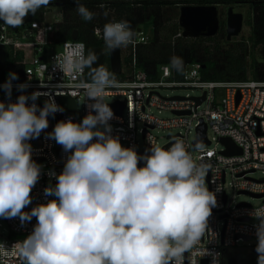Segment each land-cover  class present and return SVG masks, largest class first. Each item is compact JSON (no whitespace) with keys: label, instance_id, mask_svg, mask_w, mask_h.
Returning <instances> with one entry per match:
<instances>
[{"label":"clouds","instance_id":"1","mask_svg":"<svg viewBox=\"0 0 264 264\" xmlns=\"http://www.w3.org/2000/svg\"><path fill=\"white\" fill-rule=\"evenodd\" d=\"M75 2L83 20L94 19L95 14L80 0ZM50 3L0 0V21L20 27L29 14L35 15ZM135 37L130 21L103 26V39L110 50L127 47ZM83 49V44H77L73 54L54 59L64 73L92 69L91 82L82 86L95 102L82 123L60 121L48 134L71 155L56 177L55 187L45 189V195L57 199L31 212L23 209L32 203L31 192L40 179L41 166L33 161L28 141L39 138L49 127L48 117L63 108L52 97L39 108L35 101L40 92L31 97L20 95L15 103L0 102V217H19L22 223L37 219L24 241L11 248L0 246L3 264H14L8 259L12 256L18 264H185L186 252L192 264L194 253L208 254L200 245L202 238L212 235L208 224L217 197L205 183L209 166L197 164L182 141L164 149L148 138L151 154L143 157L133 148L123 147L110 134L114 113L103 102L115 78L103 65L93 67L97 54L84 55ZM172 64L177 70L181 67L178 58ZM17 79L16 73H9L2 85L9 97L12 81ZM17 87L24 91L28 85ZM141 160L144 167L138 166ZM251 215L259 221L255 250L258 264H264V208H255Z\"/></svg>","mask_w":264,"mask_h":264},{"label":"built area","instance_id":"2","mask_svg":"<svg viewBox=\"0 0 264 264\" xmlns=\"http://www.w3.org/2000/svg\"><path fill=\"white\" fill-rule=\"evenodd\" d=\"M60 15L61 18L53 16L49 20V13H46L43 23L24 22L17 28L0 24V51L4 62L21 65L23 68L22 80L12 81L14 95L0 97V102L15 103L20 95L31 97L32 93L40 92V97L35 101L39 108L44 107L49 97L54 98L57 105L63 108L62 112L48 117L49 127L41 132L39 138L28 141L32 146L33 161L41 166L40 179L31 192L36 207L52 200L51 196L45 195L47 184L55 187L58 183L56 177L62 174L67 158L71 155L61 145L56 148L54 139L48 134L54 131L60 121L82 123L76 113L82 108L84 119L91 111L89 105L95 102L88 99L87 90L82 86L91 82L87 67L83 72L67 73L56 67L57 61L54 58L63 60L73 54L77 44L84 45V55L89 53L86 44L79 39L55 42L54 26L62 22L61 12ZM133 28L136 30L134 43L120 48L121 76L125 75V79H115V85L106 89L103 95V102L108 105L125 103L123 112L114 113V118L109 121L114 126L110 134L118 137L125 148H133L143 157L151 154L152 145L148 138L158 144L153 131L176 130L178 133L168 136V142L162 148H170L176 141H182L197 164L209 166L205 183L217 197V206L212 209L208 224L212 235L202 238L200 245L208 254L203 256V253H194L192 264H196L197 259L198 264H221L226 249L257 238L258 223H254L257 219L251 213L255 208H264V178L254 177L259 172L264 175V81H256L251 77L245 81H207L198 64L187 66L182 73L177 72L173 66L164 65L153 77L149 76L139 69L137 54L139 47L148 45L153 35L145 25ZM95 34L106 47L103 31L96 30ZM180 37L182 31L176 38ZM103 50L109 67L110 49L106 47ZM8 79L9 77L0 81V90H4L2 85ZM20 84H27L28 87L20 91L17 87ZM174 89L198 91L199 95L162 94L163 91ZM61 98L73 100L77 110L71 112L64 108L60 103ZM203 98L204 101L198 104V100ZM32 103L29 99L28 106ZM155 111L159 114L169 112L172 118H160L155 115ZM203 124L207 126L209 145L194 147L198 129ZM209 130L215 135V148L211 147L213 142L208 138ZM192 134L193 139L190 138ZM139 136L144 141L142 151L139 150ZM222 139L231 140L241 154L225 155L227 148L222 144ZM92 142H96L95 138ZM220 144L222 148L217 149ZM138 166L144 167L145 161L141 160ZM228 178L234 196L244 195L262 200V205L255 207L247 202L235 203L230 200L226 191ZM4 221L8 227L9 239L0 246L6 245L8 248L16 242L24 241L37 223V219L22 223L19 217L4 218ZM184 255L185 264H191L190 253L186 252ZM8 259L18 264L15 256ZM0 264H3V258H0Z\"/></svg>","mask_w":264,"mask_h":264},{"label":"trees","instance_id":"3","mask_svg":"<svg viewBox=\"0 0 264 264\" xmlns=\"http://www.w3.org/2000/svg\"><path fill=\"white\" fill-rule=\"evenodd\" d=\"M91 12L94 19L85 21L76 11L75 0L51 2L48 7H42L35 15L29 14L25 22H41L49 13L52 6H58L62 14V22L56 24L55 42L64 43L71 40L74 31L79 33V41L86 44L88 50L94 47L106 49L96 37V30H102L108 22L127 20L132 27L145 25L152 27L151 42L139 47L138 67L149 76H154L161 66H173V58L181 61L177 72H183L189 65L198 64L204 80L207 81H245L248 80L249 65L247 62V44H251V52L260 49L261 61L253 58L251 78L264 81V0H80ZM104 7H101V5ZM250 5L252 18L248 25L251 36L245 42L234 41L224 47L222 40L226 38L224 24L218 36L211 39H184L176 38L181 32L178 19L167 15L171 9H180L184 5ZM107 13V15H105ZM178 17V15H177ZM0 24L5 25L2 21ZM252 57V55H251ZM107 70L111 73L106 59ZM22 66L4 62L0 51V81L9 77V73L18 76L15 82L22 80ZM116 80L125 79V75L114 77ZM249 264H258V257L249 261Z\"/></svg>","mask_w":264,"mask_h":264},{"label":"water","instance_id":"4","mask_svg":"<svg viewBox=\"0 0 264 264\" xmlns=\"http://www.w3.org/2000/svg\"><path fill=\"white\" fill-rule=\"evenodd\" d=\"M244 15L236 12L234 6H227L225 9V33L226 41L231 42L240 36L244 28ZM178 24L182 31V37L184 39H211L218 36L220 32V10L218 5H208V6H193L184 5L179 9V19ZM72 40L79 39L78 31H74L71 37ZM94 51L98 56V61L93 67H99L103 65L106 68L105 54L102 47H94L89 50V52ZM109 68L111 73L115 76H121L122 74V63H121V52L120 49L109 50ZM89 76H91L92 69L88 68ZM204 101L198 100V104ZM61 105L71 112L77 110V105L73 100L68 98L60 99ZM113 113L121 114L124 110L125 103L116 105H108ZM96 114V113H95ZM51 130V127L49 128ZM207 126L203 124L198 129V138L194 143L195 146H205L209 145L207 140ZM222 144L226 146L227 151L225 155H240L241 151L238 149L234 143L229 139H222ZM36 207L34 201L23 209L24 212H31L33 208ZM32 219H36L33 217ZM250 239H246L249 241ZM206 264V262L204 263Z\"/></svg>","mask_w":264,"mask_h":264},{"label":"rangeland","instance_id":"5","mask_svg":"<svg viewBox=\"0 0 264 264\" xmlns=\"http://www.w3.org/2000/svg\"><path fill=\"white\" fill-rule=\"evenodd\" d=\"M56 2V1H62V0H51V2ZM219 10L221 13V17L220 20L224 21L225 19V6H219ZM49 12V20L53 19V16H56L57 18H61L60 15V8L58 6H52L50 7V9L48 10ZM236 12L241 13L244 15L245 18V25L243 28L242 33L240 34V36L236 39H233L231 42H227L226 38L224 40H222L223 46L224 47H228L231 43H233L234 41H242L244 40L245 42L249 39V37L251 36V32H250V27L248 25V20H250L251 18V11H250V7L248 5H243V6H237L236 7ZM168 16H170L172 19H179V9H173V10H169L167 13ZM178 15V17H177ZM247 22V23H246ZM147 31H151L152 35H153V29L152 27H147ZM226 36V33H225ZM247 44V62L249 65V69H248V77L251 76V69L250 66L252 65L253 62V58H255L258 61H261V54H260V49H255L251 52L250 50V46L251 44ZM252 55V57H251ZM162 94L164 96H186V95H190V96H198L199 92L198 91H191V90H183V89H174V90H166L163 91ZM11 95H14V92H12ZM7 93L5 90H0V97H7ZM108 102L113 101V99H105ZM155 115H157L160 118H164V119H168V118H172V114L169 112H162L161 114L158 113V111L154 112ZM76 117L79 119L80 122L83 121V112H82V108L76 113ZM112 129L114 128V126L112 124H110ZM178 132L176 130H168V131H163V130H155L153 131V135L155 137H157L158 140V145L160 147H163L168 141H167V137L170 135H175ZM194 134H192L190 136L191 139H193ZM208 138L213 142L212 144V148L216 147V143L213 140L215 138V135L213 134L212 131H208ZM139 150L142 151L144 149V141L142 139V137L139 136ZM54 144L55 147L58 148L60 145L54 140ZM121 145L123 147L124 144L121 143ZM222 148V145H218L217 149ZM255 178H264V175H262V173H257L254 175ZM229 182H230V178H228V182L226 185V191L230 197V200H234L235 203H241V202H247L249 204H251L252 206L255 207H259L260 205H262L263 201L262 200H258V199H252L249 196H234L233 191L231 189V187L229 186ZM51 184L48 183L47 186L49 187ZM52 186V185H51ZM52 200L55 199V196H51ZM254 223H259V221L254 220ZM8 227L6 225V222L4 221L3 217H0V245L3 244L4 242L8 241L9 239V234L7 231ZM258 244V239L254 238L252 240H250L249 242H245V243H240L237 247H233V248H228L224 251L223 253V257H222V262L221 264H249V261L255 257H258V253L256 252V247Z\"/></svg>","mask_w":264,"mask_h":264},{"label":"flooded vegetation","instance_id":"6","mask_svg":"<svg viewBox=\"0 0 264 264\" xmlns=\"http://www.w3.org/2000/svg\"><path fill=\"white\" fill-rule=\"evenodd\" d=\"M244 4H242V5H231V6H234L235 7V10H236V7L237 6H243ZM246 5V4H245ZM218 6H221V5H218ZM228 6H230V5H228ZM249 7H250V5H248ZM226 7L227 6H225V9H226ZM250 11H251V18H252V10H251V7H250ZM225 14V13H224ZM225 16V15H224ZM220 17H221V13H220ZM251 18H250V20H251ZM245 19V18H244ZM250 20H248V22H250ZM220 22H223V26H224V30H225V19H224V21H221L220 20ZM247 23V22H246ZM244 25H245V22H244ZM221 27H222V23H221V26H220V31H221ZM250 27V26H249ZM250 32H251V29H250Z\"/></svg>","mask_w":264,"mask_h":264}]
</instances>
